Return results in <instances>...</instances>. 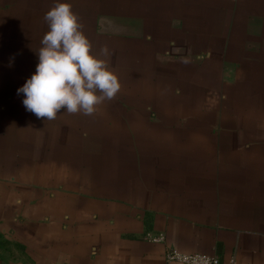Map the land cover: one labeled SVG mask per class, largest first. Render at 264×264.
Masks as SVG:
<instances>
[{"label": "crops", "instance_id": "obj_1", "mask_svg": "<svg viewBox=\"0 0 264 264\" xmlns=\"http://www.w3.org/2000/svg\"><path fill=\"white\" fill-rule=\"evenodd\" d=\"M56 2L121 84L91 116L17 94ZM0 3V264H264V0Z\"/></svg>", "mask_w": 264, "mask_h": 264}, {"label": "clouds", "instance_id": "obj_2", "mask_svg": "<svg viewBox=\"0 0 264 264\" xmlns=\"http://www.w3.org/2000/svg\"><path fill=\"white\" fill-rule=\"evenodd\" d=\"M48 31L36 52L35 72L17 94H23L26 111L38 119L54 120L61 110L69 114L93 115L121 89L118 76L109 67L107 47L100 55L83 32L79 16L67 2H56L46 12Z\"/></svg>", "mask_w": 264, "mask_h": 264}, {"label": "built area", "instance_id": "obj_3", "mask_svg": "<svg viewBox=\"0 0 264 264\" xmlns=\"http://www.w3.org/2000/svg\"><path fill=\"white\" fill-rule=\"evenodd\" d=\"M154 241L162 240L161 236H156ZM167 259L178 264H223L216 256L202 253H183L176 249L168 252Z\"/></svg>", "mask_w": 264, "mask_h": 264}, {"label": "rangeland", "instance_id": "obj_4", "mask_svg": "<svg viewBox=\"0 0 264 264\" xmlns=\"http://www.w3.org/2000/svg\"><path fill=\"white\" fill-rule=\"evenodd\" d=\"M0 1H3V0H0ZM0 4H2V3H0ZM5 6H6V5H5ZM5 6H4V7H5Z\"/></svg>", "mask_w": 264, "mask_h": 264}]
</instances>
